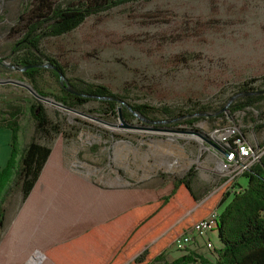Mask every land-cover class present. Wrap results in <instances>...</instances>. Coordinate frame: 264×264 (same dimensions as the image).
I'll return each instance as SVG.
<instances>
[{
    "label": "rangeland",
    "instance_id": "374dc122",
    "mask_svg": "<svg viewBox=\"0 0 264 264\" xmlns=\"http://www.w3.org/2000/svg\"><path fill=\"white\" fill-rule=\"evenodd\" d=\"M78 1L54 0L62 6ZM29 2L0 0V122L18 112L20 149L34 134L30 107L41 104L61 130L52 145L64 152L69 168L101 188L125 183L137 191H163L189 171L200 200L220 189L244 187L241 174L233 183L226 182L232 173L219 166L222 154L211 141L218 145L216 134L230 127L238 132L231 142L238 135L252 146L264 147L257 106L229 111L242 95V82L264 90V0H139L91 15L71 32L44 39L41 50L63 66L66 78L104 85L124 96L116 102V113L97 98L73 110L59 105L55 96L60 86L44 57L35 85L48 100L30 92L27 87L34 89L33 83L10 55L21 37L18 15ZM142 103L157 109L153 118L131 110L121 116L122 107L129 110L130 104ZM200 106L208 111L178 115ZM162 107L172 116L159 114ZM192 116L198 119L186 123ZM37 141L50 144L43 137ZM17 193L18 184L7 189L4 209V202ZM200 239L197 247L191 243L172 252H193L213 261L217 225ZM205 241L212 247L204 246Z\"/></svg>",
    "mask_w": 264,
    "mask_h": 264
},
{
    "label": "trees",
    "instance_id": "16d2710c",
    "mask_svg": "<svg viewBox=\"0 0 264 264\" xmlns=\"http://www.w3.org/2000/svg\"><path fill=\"white\" fill-rule=\"evenodd\" d=\"M136 1L139 0H81L62 6L54 0H30L18 15L21 37L12 45L10 55L14 56V63L23 68L22 73L33 83L39 95L47 96L35 85L43 70L44 57L53 66L50 71L60 86V94L55 98L62 106L78 108L97 98L116 113V102L124 99L123 95L111 92L104 85L66 78L63 66L45 55L40 46L44 39L71 32L91 15ZM239 91L242 95L230 104L229 111L257 106L264 125V90L253 88L245 81L239 85ZM129 107L146 119L153 118L157 111L145 103L130 104ZM122 110V117L130 112L126 107H122ZM207 111L206 107L200 106L195 112L178 115ZM30 112L35 122L34 134L22 149L18 146V112L10 113L7 119L0 122V128L11 130V153L0 171V229L4 221L2 194L6 186L9 183L18 184L24 200L40 176L55 137L61 133L60 128L51 123L41 104L32 105ZM158 113L172 116L166 107H162ZM222 115L220 112L219 116ZM197 119L198 116H192L186 123L191 124ZM38 137L46 138L50 144L38 142ZM258 147L264 149L263 146ZM191 172L175 179L170 192L157 200L133 206L86 231L72 241L74 246L94 245L91 248L95 257H87L90 264H188L197 261L201 264H264V152L257 162L241 174L245 184L238 192L235 189H220L200 200L191 184ZM217 208L220 247L215 250V259L209 261L189 252L170 262L166 261L165 251L174 240Z\"/></svg>",
    "mask_w": 264,
    "mask_h": 264
},
{
    "label": "crops",
    "instance_id": "0c3cea01",
    "mask_svg": "<svg viewBox=\"0 0 264 264\" xmlns=\"http://www.w3.org/2000/svg\"><path fill=\"white\" fill-rule=\"evenodd\" d=\"M10 153L11 130L0 128V171ZM66 160L64 152L52 145L28 196L23 200L22 194L17 193L4 202L0 264H90L89 259L95 257L91 248L94 245L79 248L74 246V239L133 206L157 200L170 192L173 185V182L165 185L167 189L163 191L161 187L137 191L125 187V183L117 188H101L97 182L69 168ZM10 186L11 183L6 186L2 199ZM199 240L193 239L195 247ZM206 242H202L204 246ZM219 247L218 242L216 248ZM169 248L171 252H179L173 246ZM169 248L165 255L170 253ZM173 252L168 262L180 256Z\"/></svg>",
    "mask_w": 264,
    "mask_h": 264
},
{
    "label": "built area",
    "instance_id": "2783aa9c",
    "mask_svg": "<svg viewBox=\"0 0 264 264\" xmlns=\"http://www.w3.org/2000/svg\"><path fill=\"white\" fill-rule=\"evenodd\" d=\"M237 129L227 128L223 131H218L216 134V140L218 145L223 149L224 153L219 161L221 169L227 173H232L226 182H234L235 176L242 174L253 163L259 160V157L264 152L263 148L258 146H252L242 136H238L233 139L230 138L236 136ZM242 187L235 189L236 192L240 191ZM219 218V209H215L206 218L195 223L192 228L181 234L173 242V247L176 250H184L188 247L194 238H203L208 232L215 230ZM207 247H212L210 241L206 242Z\"/></svg>",
    "mask_w": 264,
    "mask_h": 264
},
{
    "label": "water",
    "instance_id": "95a60500",
    "mask_svg": "<svg viewBox=\"0 0 264 264\" xmlns=\"http://www.w3.org/2000/svg\"><path fill=\"white\" fill-rule=\"evenodd\" d=\"M48 66H50L51 68L53 67L52 65H50V64H48ZM23 69V68H22ZM59 75H61V73L59 72L58 73ZM29 90H30V92L35 96V97H37V98H39V99H41V100H44V101H47L48 99L46 98V97H43V96H41V95H39L38 94V92L35 90V89H33V88H29V87H27ZM59 105H61V104H59ZM62 106V105H61ZM64 107V106H63ZM73 110V109H72ZM129 110H131L132 111V109L129 107ZM132 112H134V111H132ZM135 113V112H134ZM141 117V116H140ZM211 144L213 145V147L217 150V152H219L220 154H223L224 153V151H223V149L221 148V147H219L217 144H215V143H213L212 141H211Z\"/></svg>",
    "mask_w": 264,
    "mask_h": 264
}]
</instances>
